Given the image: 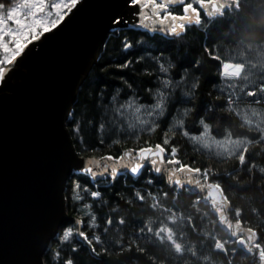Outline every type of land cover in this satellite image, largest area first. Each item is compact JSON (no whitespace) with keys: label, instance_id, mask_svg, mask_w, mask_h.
<instances>
[{"label":"trees","instance_id":"1","mask_svg":"<svg viewBox=\"0 0 264 264\" xmlns=\"http://www.w3.org/2000/svg\"><path fill=\"white\" fill-rule=\"evenodd\" d=\"M0 1L6 8L17 0ZM235 1L214 17L199 11L177 33L139 26L106 33L64 123L73 150L101 160L156 147L164 160L93 180L71 172L63 190L68 221L44 264H264V138L239 116L264 102L257 94L234 98L221 77V61L264 43V0ZM170 11L194 15L181 5ZM159 100L144 122L129 121V102L152 108ZM203 131L247 143L217 153L196 140ZM234 226L242 232H226ZM246 232L255 238L249 249L233 238Z\"/></svg>","mask_w":264,"mask_h":264},{"label":"water","instance_id":"2","mask_svg":"<svg viewBox=\"0 0 264 264\" xmlns=\"http://www.w3.org/2000/svg\"><path fill=\"white\" fill-rule=\"evenodd\" d=\"M130 1L80 0L37 42L8 90L0 108V264H44L48 242L68 221V175L95 161L106 170L117 164L76 156L64 123L99 45Z\"/></svg>","mask_w":264,"mask_h":264},{"label":"rangeland","instance_id":"3","mask_svg":"<svg viewBox=\"0 0 264 264\" xmlns=\"http://www.w3.org/2000/svg\"><path fill=\"white\" fill-rule=\"evenodd\" d=\"M79 2L80 0H17L4 8L0 1V108L9 93L8 90L12 87V82H15L12 78L22 74L24 66L33 57L37 42L56 29ZM185 2L186 0H131L114 20L111 29L139 26L150 31L164 30L167 33H177L183 29L184 25L196 22L199 11L208 17H214L220 15L225 9L236 5L235 0ZM177 5L189 8L194 15L186 12L183 14L171 12L170 7ZM236 58H238L236 62L221 61L223 89L233 94L236 99H244L251 94H257L261 96L259 100L264 102V43L244 49ZM160 104L159 100L158 104L152 108H140L133 102H129L127 107L129 121L134 124L144 122L150 111L159 108ZM239 116L249 126L259 130L264 138V106L244 108ZM196 140L204 148L217 153L237 151L247 143V140L241 138H215L208 131L201 132L196 136ZM163 160L164 154L159 148L146 147L134 152L124 160L121 158L110 159V162L117 163L110 169L114 174L121 172L122 169L123 171H135L138 162V165L142 167L144 164L160 165ZM169 161L173 160H167V162ZM105 170V165L101 161H95L94 164H85L72 171L86 173L93 180L103 177ZM180 171L183 172V176L191 172V170L183 168L177 170V172ZM169 175L174 176L173 171ZM174 180L176 183L180 182V178L177 176L174 177ZM206 187L210 188L218 204L225 203L214 185L207 184ZM219 216H222L221 212H219ZM239 231L237 226L226 230L229 234ZM63 232L66 233V230ZM57 234L61 236L58 230L56 237ZM241 234V236L233 238H236L240 246L249 249V243H255L253 234L249 232ZM215 247L222 248L218 241L215 243ZM262 263H264L263 260Z\"/></svg>","mask_w":264,"mask_h":264}]
</instances>
